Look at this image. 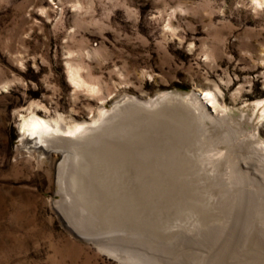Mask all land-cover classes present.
<instances>
[{
	"label": "rangeland",
	"instance_id": "rangeland-1",
	"mask_svg": "<svg viewBox=\"0 0 264 264\" xmlns=\"http://www.w3.org/2000/svg\"><path fill=\"white\" fill-rule=\"evenodd\" d=\"M164 107L147 209L102 205L85 153ZM32 115L82 128L33 151ZM217 263L264 264V0H0V264Z\"/></svg>",
	"mask_w": 264,
	"mask_h": 264
},
{
	"label": "water",
	"instance_id": "water-1",
	"mask_svg": "<svg viewBox=\"0 0 264 264\" xmlns=\"http://www.w3.org/2000/svg\"><path fill=\"white\" fill-rule=\"evenodd\" d=\"M168 109L171 108H167L164 107L162 110H158V111H154L151 114L146 115L147 119H146V124L144 125L145 131L144 134H141V131L139 129V131H136V135L139 137H133L131 140V148H130V152L131 155L130 157H127V151H125V149H123V153H122V161H123V171L126 173L129 170L135 175H139L141 174V170L144 169L145 167V163L143 162V157L144 159L147 157V155L150 153V155L155 151L154 149V143L156 142V139L158 140V136H159V129L160 127H162L164 125V123L168 122V118L164 115V112L167 111ZM173 109V108H172ZM174 109H177V117H175L174 119L176 121H180L181 120V115L184 114L186 111L183 107H176ZM161 119V120H159ZM179 119V120H177ZM164 120V121H162ZM140 133V136H139ZM135 136V135H133ZM144 136V137H143ZM102 143H106L107 148H108V152H109V157L106 160L107 163H105V167H97V165H101V163H99L97 160L93 159L92 157H90V154L88 155L86 154V161L88 164L87 170H89V172L91 173L92 176L96 177V186H100V188L104 189V183H108L109 185V192L107 193V191H104L102 194L105 195L100 201H102V205H104V200L108 201L109 199H107V197H112V199L117 200L118 204H121L119 201L123 200V202L127 203V206L130 209V213L135 216V214H138L139 212H144L145 209H147L146 207V203H144L143 201L137 199L139 196L144 194L142 193V191H140V188H137V185L132 184L131 187L126 185V180L124 181V185H123V181H121V183H119L118 181V172L119 171V153L117 151L116 146H118V144L116 143H112L113 145L111 146V148L109 147V145L111 144V142H107V141H103L100 142ZM153 144V145H152ZM134 150V151H133ZM138 150H147L148 154L146 153V151L144 152L145 154L142 158H139L138 153L140 152ZM152 153H151V152ZM121 155V153H120ZM121 163V162H120ZM96 169L98 170V172L96 171ZM92 171V172H91ZM94 182V183H95ZM130 187V188H129ZM101 189V190H102ZM133 193V195L131 196H127L128 192ZM107 196V197H106ZM122 205V204H121ZM124 207V206H123ZM148 211V210H147Z\"/></svg>",
	"mask_w": 264,
	"mask_h": 264
},
{
	"label": "bare ground",
	"instance_id": "bare-ground-1",
	"mask_svg": "<svg viewBox=\"0 0 264 264\" xmlns=\"http://www.w3.org/2000/svg\"><path fill=\"white\" fill-rule=\"evenodd\" d=\"M69 80L73 85H76L78 83V78H77L76 74L72 72L71 69L69 70ZM207 94L208 93H205V95H207ZM20 128H21V131L19 132V136L21 137V143H22L23 147H25L26 149H31L33 151L45 152L47 154H50L49 150H51L50 149L51 143L47 139L48 137H51V136L56 135V134H62L61 136H63V137H67L69 135H75L76 133H78L81 130L82 127L74 126L71 128L69 127V128L63 129V128L59 127V125H57V122H54L52 124L49 121H46L44 119L36 117L35 115H32L31 117L26 118L25 120L23 119L22 126ZM102 150H105V149H102ZM117 151L119 153V161L121 162V163L119 162V171L120 172H118V174H117L118 175V181H119V183H121V181L126 180L127 181L126 185L131 187V185L135 183V181H133V178H135V176L130 170L126 173L123 171V169H124L123 168V161H122L123 149L121 147L120 148L117 147ZM57 152H59V151H57ZM120 153H121V155H120ZM62 154H63V152H62ZM104 154H105V156H101V157H99V159H96L93 157V159H95L99 163H101V165H97V167H99V168L102 167V165H103V167H105V163H107L106 160L109 157V152H106ZM96 171L98 172L97 169H96ZM235 176H236V173H235ZM122 183H123V185L125 184L124 181ZM238 190H237V192H238ZM131 195H133V193H131V191L128 192L127 196H131ZM216 247H218V246H216ZM215 251H216V249H215Z\"/></svg>",
	"mask_w": 264,
	"mask_h": 264
}]
</instances>
